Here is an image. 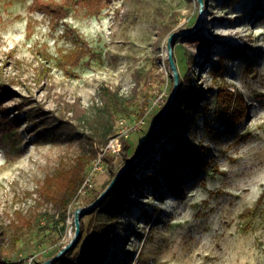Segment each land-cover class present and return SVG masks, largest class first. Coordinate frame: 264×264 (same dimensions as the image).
Instances as JSON below:
<instances>
[{
	"label": "rangeland",
	"instance_id": "374dc122",
	"mask_svg": "<svg viewBox=\"0 0 264 264\" xmlns=\"http://www.w3.org/2000/svg\"><path fill=\"white\" fill-rule=\"evenodd\" d=\"M105 1L92 14L69 0L57 20L33 0H0V261L53 264L78 211L81 235L56 264H264V0ZM170 55L203 94L193 113L181 107L180 131L174 123L145 147L172 98ZM102 85L132 100L129 115L111 121ZM92 147L63 219L41 186ZM128 161L123 206L111 210L118 183L89 207Z\"/></svg>",
	"mask_w": 264,
	"mask_h": 264
},
{
	"label": "trees",
	"instance_id": "16d2710c",
	"mask_svg": "<svg viewBox=\"0 0 264 264\" xmlns=\"http://www.w3.org/2000/svg\"><path fill=\"white\" fill-rule=\"evenodd\" d=\"M77 1L82 3V5L85 6L87 10L92 14L99 13L104 6V2H106L105 0ZM33 3L36 8L45 11L57 20L65 19L68 16L67 4L69 3V0H64L63 3L54 0H33ZM41 70L44 71L43 68ZM202 94L203 89L200 85L190 80L189 77H187V79H181L179 76L178 87L173 93L171 104L162 120L161 125L156 130V135L159 137L164 130H169L174 123L177 124V131H180V129L185 126L187 119L186 116L182 114L181 107L185 108V113H193L194 108L198 104ZM99 96L102 110L104 113H107V116L111 118V121H113L115 115L117 114L129 115V106L132 105L133 102L132 100L122 99L117 90L102 85L99 89ZM146 106L147 101L145 100L140 106V111L137 116L138 118H141L143 116ZM71 107V111L73 112L74 117H77L78 119L84 117V109H82L77 102L72 104ZM62 123H66V128L68 130L72 132L75 131V125H72L67 121H64ZM110 134H112V128H109L107 132H104L101 135L102 137L99 136V143L102 147L105 148ZM97 137V135L94 136L95 139ZM94 138L89 136L90 143H93ZM174 138L176 140L175 154L177 155L179 160H181L184 158L183 153L185 149V142L178 136H175ZM194 152L196 153V151ZM89 154V157L84 154H80L79 157L75 160L74 164H72L70 167L59 169L57 171L56 177H53L52 179L56 180V183L48 179L41 186V193L52 202L53 206L56 207L57 210L60 211V213L63 215V219L67 214V206L76 198L79 186L84 180V168L89 160L95 159L97 157V150L92 147ZM104 154L103 157L105 158ZM136 165L137 164H134L133 166H130L128 169L124 170L116 180V184L113 186V188L115 187L114 189L116 190L118 183H121L123 185V189H121L118 194L114 196L116 198L114 199L113 204H111V210L117 211L121 206H123V203L125 202L124 199L127 193L126 188L132 184V182H130L129 180V176L134 171ZM167 165L170 167V165L166 161V164H164L163 167ZM140 183L141 181L138 180L137 185L139 186ZM110 194L111 192L106 194V196L100 201V204H104L109 199ZM34 219V225L38 226L43 221V219H45V214L38 213L35 215ZM29 223H31V221L29 219H26L25 221H20L13 224L14 232L12 238L14 244L19 240L24 228L26 226H29ZM81 230L82 221H80L79 236L81 235ZM68 258L69 253L65 252V254H62L53 262V264H56ZM0 263L5 264L4 261H0Z\"/></svg>",
	"mask_w": 264,
	"mask_h": 264
},
{
	"label": "water",
	"instance_id": "95a60500",
	"mask_svg": "<svg viewBox=\"0 0 264 264\" xmlns=\"http://www.w3.org/2000/svg\"><path fill=\"white\" fill-rule=\"evenodd\" d=\"M169 61H170V64L172 66V69H173V77H174V88H173V91H172V96H173V93L174 91L177 89L178 87V81H179V74L176 70V66H175V63L173 62L172 60V57L170 55L169 57ZM171 101H172V98L167 102L166 105H164V107L162 108L161 110V113H160V116L159 118L157 119L156 121V125L152 131V134L148 140V142L146 143L145 147L148 146V144L154 139L155 135H156V130L157 128L161 125L162 123V120L171 104ZM143 151V150H142ZM141 151V152H142ZM140 152V154H141ZM131 163L132 161H128L126 162V164L120 169L118 170V172L116 173L115 175V178L111 181L110 185L94 200V202L89 206V207H93L94 205L98 204L104 197L105 195L110 191V189L115 185L116 183V180L118 179L119 175L124 171L126 170L127 168H129L131 166ZM88 209V208H87ZM87 209H82L81 210V213H84ZM76 231H75V235L74 237L70 240V242H68L66 245H64L62 247V249L60 250V252L53 258V259H57L58 257H60L63 253H65L76 241L77 237L79 236V233H80V228H79V216H78V211L76 212ZM50 260H47L46 262L42 263V264H49Z\"/></svg>",
	"mask_w": 264,
	"mask_h": 264
},
{
	"label": "built area",
	"instance_id": "2783aa9c",
	"mask_svg": "<svg viewBox=\"0 0 264 264\" xmlns=\"http://www.w3.org/2000/svg\"><path fill=\"white\" fill-rule=\"evenodd\" d=\"M119 125H120V130H122V133H124V135H127V131H126V129H125V124H124V119H120L119 120ZM117 138H118V135L117 136H115V140H117ZM108 147H110V146H108ZM107 147V148H108ZM106 147H105V149L104 150H106L107 149Z\"/></svg>",
	"mask_w": 264,
	"mask_h": 264
}]
</instances>
